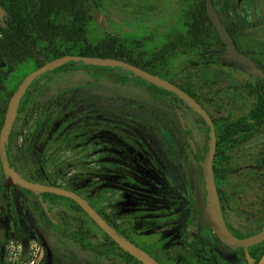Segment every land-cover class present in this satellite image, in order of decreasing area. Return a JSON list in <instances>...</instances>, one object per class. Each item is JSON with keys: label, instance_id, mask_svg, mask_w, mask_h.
Returning a JSON list of instances; mask_svg holds the SVG:
<instances>
[{"label": "rangeland", "instance_id": "obj_1", "mask_svg": "<svg viewBox=\"0 0 264 264\" xmlns=\"http://www.w3.org/2000/svg\"><path fill=\"white\" fill-rule=\"evenodd\" d=\"M94 1L96 4L89 7L92 18L85 26L86 37L92 43L111 41L125 47L135 59L143 55L144 60L183 32V10L189 3L188 0ZM217 1L223 21L238 30L243 51L264 63V0ZM96 13L103 16L106 26L94 18ZM66 23L65 18L56 21L57 25ZM35 45L37 58L44 62L53 59L45 44ZM67 47L72 49L70 45ZM182 50L167 52L159 64L163 68H144L190 91L214 119L252 116L257 101L249 88L258 76L250 68L227 58L226 49L218 44L184 53ZM37 66L36 60L5 65L0 61V73L8 85L6 90L15 92L20 80ZM122 72L133 76L125 70ZM42 82L48 88L19 113L13 127L11 153L22 170L16 172L47 170L63 186L77 190L102 208L117 210V218L130 229L137 226L153 234L136 239L139 246L149 250L144 238L156 239L157 234H163L167 242L152 247L153 253L161 259H173L174 255L178 262L183 261L179 246L186 240L189 229L202 227L195 212L186 224L179 221L182 211L196 208L194 179L199 178L202 185L199 161L205 154L210 129L199 114L175 94L155 100L136 89H115L116 84L111 81L94 79L88 74L68 79L52 73ZM6 101L0 92V109ZM177 108L184 117L185 130L176 118ZM145 111L153 114V121L143 116ZM247 128L240 129L233 140L235 145L221 154L216 182L229 221L243 231H252L264 219V127L254 134H249ZM189 139L197 144L196 158L192 157ZM180 146L184 148L183 156L173 161L171 149ZM185 162L186 168L182 167ZM178 172L190 182L180 187V194H172L157 179L160 174L170 177ZM3 179L0 162V182ZM126 181L137 182L143 190L141 214H125L120 210L122 184ZM0 198L7 206L3 190ZM13 198L21 215L23 204L16 194ZM184 205H187L185 209L175 212ZM26 207L34 219L40 217V210L33 203ZM56 214L63 225L82 228L87 238L97 244L103 241V233L82 212L58 209ZM42 225L59 244L55 249V264H123L98 258L91 248L61 236L59 225L47 222ZM166 226L176 232L165 230ZM6 228L7 232L0 236V264H46L40 238L33 236L26 241L12 225ZM170 236L173 237L169 241ZM88 239L84 244L87 245Z\"/></svg>", "mask_w": 264, "mask_h": 264}, {"label": "flooded vegetation", "instance_id": "obj_2", "mask_svg": "<svg viewBox=\"0 0 264 264\" xmlns=\"http://www.w3.org/2000/svg\"><path fill=\"white\" fill-rule=\"evenodd\" d=\"M26 2H27V4L29 6L33 7L32 3H31V0H0L1 5L4 7V9L6 11V14L4 16V20L0 19V24L5 25V26H10V24L14 25L16 23L19 24V20H17V17L14 14H16L17 10L20 12L22 10L21 7H23V5ZM18 3H20V4H18ZM241 51H243V48H242ZM225 56H226V54H225ZM54 58H56V57H53V59ZM254 60L256 61V59H254ZM0 61H1V63H3V65H5L6 62H9V61L3 60L1 58H0ZM86 65H88V64H86ZM257 65H258L259 68H261V66H259L258 63H257ZM38 67L39 66H37L36 68H38ZM245 67H247V66H245ZM124 69H125V71L130 72L133 76H135L137 78V79H134L133 76H130L135 81L136 80H140V81H143V82H146V83H150V82H147L146 80L136 76L132 71H130V70L126 69V68H124ZM261 69L263 70V68H261ZM55 70L53 72H51L50 74L57 73V72H55ZM50 74H48V75H50ZM254 74H256V73H254ZM48 75H45L42 78H45ZM256 75L258 77L261 76V75H264V70H263V74H256ZM0 78L6 79L2 73H0ZM42 78H40V79H42ZM38 81L34 84L33 87H31L29 89L34 88L37 85ZM20 82H21V80H20ZM3 84L5 86V92L4 93H6V92L8 93V91L6 90L7 89L6 87L8 85L6 84L5 81H3ZM150 84H153V83H150ZM121 87L136 89L139 92H141V94L147 96V98H152V99L158 100V98H154L151 95L146 94L143 90H141L137 86H134V85H122V84L114 85L115 89H118V88L120 89ZM251 87H253V86H251ZM46 89H44V91ZM182 89H184V88H182ZM27 91L24 93V95L21 98V108H20L17 116L19 115L20 112H22L21 109H22V105H23V99L26 96ZM44 91L40 92L38 94V97ZM166 91H168V90H166ZM185 91L187 92V90H185ZM168 92H170V91H168ZM249 92H250V88H249ZM14 93L15 92H13L12 95ZM170 94L174 95L175 93L170 92ZM251 95L256 99V97L252 93H251ZM11 96H10V98H11ZM10 98H9V101H10ZM180 100L185 102L182 99H180ZM9 101H8V103H9ZM185 103L187 104V102H185ZM187 105H188L189 108L194 110L189 104H187ZM7 107H8V104H7ZM7 107H6V110H7ZM202 107L205 108L203 105H202ZM177 109H179V108H177ZM177 109H175V115H176V110ZM206 111H207V109H206ZM180 112H181V110H180ZM196 113H198V112H196ZM208 114H209V112H208ZM181 115H182V113H181ZM5 116H6V112H5ZM143 116H145L150 121L154 120L153 114L151 112H149V111H145L143 113ZM199 116H200L201 120L203 122H205L206 125L208 126V128L210 129V127H209L208 123L206 122V120L203 117H201L200 114H199ZM182 117H183V115H182ZM210 117L214 121V118L211 115H210ZM176 118H177V115H176ZM4 120H5V117H4ZM4 120H3V124H4ZM177 120H178V118H177ZM183 120H184V117H183ZM15 121H16V119H15ZM184 122H185V120H184ZM14 124H15V122H14ZM179 124H180V121H179ZM214 124H215V122H214ZM13 127H14V125H13ZM180 127H181V125H180ZM181 128L183 130H185L186 129V124H185L184 128L183 127H181ZM215 128H216V125H215ZM243 128H245V127L244 126L240 127V128H238V130L243 129ZM0 131H1V129H0ZM12 131H13V128H12ZM12 131H11V134H12ZM11 134H10L9 142H8V150H9L10 140H12L11 139ZM216 134H217V147H216V153H215V158H214V178H215V183H216V186H217V182H216V179H217V165H216V162H215L216 156H217V151H218V138H219L218 137V133H217V128H216ZM251 134H252V132H251ZM210 139H211V129H210ZM210 139H209V141H210ZM209 141H208L207 148H204L205 154L201 155L202 159L199 161L200 171H201V174L203 176L202 177V185L200 183L199 178L194 179V184H195V187H196V208H195V210H193V208L191 207L190 209H188V210H186L184 212L182 211L183 215L179 218V221L181 223L186 224L189 221V219L193 216V214L195 212L197 214L198 218L202 221V225H201L202 227H201L200 230H198V229H189L190 232H189V234L186 235V240H184V243L179 246V248H180L179 252L181 253V255H183V259H184L183 261H179V262H178L179 258H177V259L174 258V255L172 257L173 259H161L159 256H157L156 254L153 253L152 247H157V246L159 247V246H162L163 244H165V243H163V241L166 240L165 239L166 237L163 234H162V236L157 234L156 237H155L156 239L144 238L145 239V245L147 246V249H149V250H146V249L142 248L141 246L138 245L136 239L143 238L145 235L150 237L153 234L149 235V234L143 232L142 230H140L137 226H136L135 230L130 229L128 227V225L126 224V222H123V220H119L117 218L118 214H115V212L117 210H113L110 207L109 208H102L101 206H98L97 204H95L91 200L87 199L84 195H82L77 190L63 186L60 182H58L57 179L56 180H45L44 177L48 173L47 170L41 169L39 171L27 172V174L26 173L25 174L24 173H20L19 175H21L22 177H24V178H26L28 180H31V181H35V182H39V183H43V184H47V185L59 186V187L71 190V191L75 192L76 194L80 195L85 200H87L88 203L109 223V225L111 226V228L114 231H116L117 233L123 235L124 237L129 239L131 242H133L137 246H139L142 249H144L145 251H147L149 254H151L161 264H259L260 259L264 255V251H263L260 259L256 260V258H255L256 250H255L254 246L257 245V244H262L261 248L264 247V240L260 241L257 244L250 245L248 247V251H249L250 257L253 259V261L250 262L249 259L246 256V254H245V250H244L243 246L232 248V247L224 244L220 240V238L217 236V234L214 232L212 226L202 216V213H201L202 207L200 205V199H199V194H198V185L200 187V191H201V195H202L203 206L205 208H207L208 207V191H207V187H206L205 173H204L203 166L201 165V162L205 159V157L207 155V152H208V149H209ZM188 145L192 149V154H193L192 157L196 158L197 157L196 155L198 153V148H197L196 142H193V140L189 139L188 140ZM12 148H13V144H12ZM183 151H184V148L182 146H180L179 148H172L171 149V153H172L171 156H172L173 161H178L183 156V153H184ZM11 152H12V149H11V151L9 150V156H10V159H11V162H12V166H13V161L16 162V167L13 166L14 170L15 171H19V172L22 171L20 169L17 161L12 157V153ZM0 162H1V160H0ZM1 167H2V163H1ZM182 167L186 168L187 167V162H185V164H183ZM2 171H3V167H2ZM33 174L39 175L40 179H35ZM3 178H4L3 181L0 182V194H1L2 190L5 192L6 198H7V206L0 198V236H3L4 233L7 232V228L6 227H8V225H12L14 231L16 233H18L26 241H28L33 236L40 238V240L42 241V243L44 245V249H45V253H46V264H48V250H47V247L45 246L41 236L38 234L37 230L33 227V224H32L33 222L35 224L39 225L41 229H43L45 235L47 236V238L50 240V242L52 244V247H53V264H55V249H56V247L59 244H57V242L53 238H51L49 236V234L47 233L46 229L42 225V222H47L50 225H55V224L59 225V227H60L59 231H60L61 236H66V238H68V239H71V240H74V241H77V242L81 243L82 246H87L88 248H91V250L96 254V256L98 258L105 259V260L109 259V260H112V261L113 260H117L118 262L123 263V264H145L142 260L138 259L134 255L133 256L135 257V260H131V262L128 261V259H130V258H129L127 253H129V254H131V253L128 252L127 250H125L108 232H106L94 220V218L72 197H69V196H66V195H63V194L50 192V191H42L41 192V196H39L38 193H36L35 191H33L31 189H28L26 187H22V193H20L17 189L8 188L5 185L4 171H3ZM157 180L163 186L167 187L169 189V192H171L172 194H175V193H179L180 194L181 193L180 187L181 186L186 187L189 184V182H190L188 177L187 178L180 177L179 172H178V174H171L170 177L169 176H165L163 174H160L158 176ZM122 187L124 189L122 190V192H123L122 199L119 200L121 202L120 210H122L125 214H128V213L129 214L135 213L136 215L141 214L142 211H143V197H144L142 188L140 186H138V183L135 182V181H126V182H124L122 184ZM217 189H218L219 197H220L221 210L224 213L225 218L227 220V223L229 224V226H230V228H231V230L233 231L234 234H236L240 238H245V237H248L250 235L256 234L259 231H261V229H262V227L264 225V219L262 220V223H261L260 227L255 229V230H252V231H243L240 228L235 227L229 221L228 214H227V207H226V204L223 201V196H222V193H221L220 189L218 188V186H217ZM203 190H204V193H203ZM45 193H52V194H56L58 196H63V197H66V198H69V199L73 200V202H71L69 200L62 199L60 197L46 199L43 196ZM13 194H16L18 196L19 201H21L22 204H23V208H22L23 209L22 210L23 213L21 215H19L17 213V211H16L17 207H16V204H15V200L13 198ZM43 201L45 202V204L47 206V209H45ZM30 203H33L40 210V217H37V218L34 219L31 216L29 209L26 207ZM180 205L182 206V204H180ZM181 206L176 208V211H175L176 213H178V211L180 209H182V208L185 209V206H187V205H184L183 207H181ZM58 209H64V210H66V211H68L70 213L82 212L87 218L90 219L91 223L98 230H100L103 233V241H101V242H99L97 244L96 242H93V240H90V239L87 238L88 234L86 232H84V230L82 228H76L75 229V228H69L68 226L63 225L61 223L60 219L58 218L57 214H56V211ZM164 229L165 230L170 229V231L172 233L176 232V230H174L173 228H169V226H166ZM173 235L176 238L180 237L179 234H173ZM172 237L173 236L169 237V241L171 240ZM86 239H88L87 240L88 241L87 245L84 244V241H86ZM165 242H167V240ZM102 249L103 250H108V254H103V255L98 254V251L99 250L101 251Z\"/></svg>", "mask_w": 264, "mask_h": 264}, {"label": "trees", "instance_id": "obj_3", "mask_svg": "<svg viewBox=\"0 0 264 264\" xmlns=\"http://www.w3.org/2000/svg\"><path fill=\"white\" fill-rule=\"evenodd\" d=\"M188 1V5L183 10V32L173 40L168 41L161 51L152 54L151 58L144 60L142 59L143 55L135 59L129 50L111 41L104 40L102 42L92 43L86 37L85 26L92 18L89 7L92 4H96L94 0H31L33 7L29 6L26 2L23 7H21L22 10L20 12L17 10L16 14H14L17 20H19V24H10V26L0 24V58L17 63L36 60L37 65L40 66L44 61L37 58L35 53V44L40 42L46 45L48 55L53 57L74 54L72 51H77L76 54L80 55L125 59L142 68L146 66L163 68L164 65H159L162 62L161 59H163L167 52L177 50L178 48H183V53L185 50L207 48L215 44L225 48V44L222 42L216 27L207 15L206 0ZM213 2L220 14L218 1L213 0ZM61 18L67 20L64 26L56 24V21ZM223 22L225 23V21ZM225 25L233 36L237 47L242 50L238 30L234 26L227 25L226 23ZM68 45H70L72 49L69 50V47H67ZM256 61L264 70V63L257 59ZM124 70L125 69L121 67L86 65L80 61H71L60 66L55 72L68 79L72 76L88 74L94 79H107L114 84L134 85L139 87L146 94L158 99H161L164 94H170V92L153 84L140 80L135 81L127 73L122 72ZM43 79L44 78L40 79L34 88L27 91L23 99L21 111L31 106L38 97V94L48 87L47 84L42 82ZM3 81H5V79L0 78V92L5 95L7 101H9L13 92L4 93L5 86ZM187 92L192 95L190 91ZM250 92L257 100L256 106L252 109V116H244L238 120L226 118L214 119L219 137L218 151L215 160L216 165L221 161V154L227 153L229 146L235 145L236 141L233 140L239 131L238 128L248 126L247 131L249 134H251V132L253 134L258 129L264 127V75L258 77L253 87H250ZM7 101L0 109L2 115L0 129L3 125L8 104ZM12 142L13 141L10 140V151L12 149ZM13 166L16 167V162L14 161ZM33 176L35 179H40L39 175L33 174ZM44 178L45 180H56L49 172ZM43 196L46 199L60 197L73 202V200L69 198L52 193H45ZM261 245L262 244H257L254 246L256 250V260L260 259L264 251V247L261 248ZM98 254H108V250H99ZM127 254L130 258L128 261L131 262V260H135L133 255Z\"/></svg>", "mask_w": 264, "mask_h": 264}, {"label": "water", "instance_id": "obj_4", "mask_svg": "<svg viewBox=\"0 0 264 264\" xmlns=\"http://www.w3.org/2000/svg\"><path fill=\"white\" fill-rule=\"evenodd\" d=\"M206 10L207 15L217 29V32L225 44L226 57L233 59L234 61L249 67L256 74H263V70L258 67L257 62L249 56L247 53L241 51L236 42L227 29V26L223 22L220 14L218 13L213 0H206ZM6 11L0 3V19L4 20ZM94 18L102 25H106V21L100 13H96ZM71 61H81L88 65L96 66H109V67H122L132 71L136 76L146 80L147 82L153 83L154 85L175 93L180 99L184 100L189 104L196 112H198L201 117H203L208 123L211 129V139L209 141V149L205 159L201 162L205 173L206 187L208 191V207L205 208L202 203V195L200 187L198 185V194L200 199V205L202 207L201 213L204 219L212 226L214 232L220 238V240L232 247L236 248L243 246L245 254L250 262L253 259L250 257L248 247L254 245L264 240V225L256 234L250 235L245 238H240L233 233L224 213L221 210L219 192L215 183L214 178V158L217 147V134L214 121L208 114L205 108L188 92L179 87L172 81L154 73L148 71L136 64L126 61L125 59L115 58V57H102V56H87L80 54H65L58 56L50 61L45 62L35 70L27 74L19 83L17 90L11 96L6 110V116L4 124L0 131V160L2 163L4 175H5V185L8 188H15L20 193H22V187H26L35 191L41 196L42 191H50L58 194H63L75 199L93 218L94 220L106 231L108 232L125 250L130 252L132 255L142 260L145 264H161L159 263L151 254L137 246L129 239L123 235L114 231L109 223L80 195L75 192L53 185H47L35 181L28 180L21 175H19L13 168L12 162L9 156L8 142L9 137L17 117V114L21 108V98L24 93L43 76L50 74L58 67L71 62ZM176 115L180 121L181 127H185V122L181 115L179 109L176 110ZM45 209L47 206L43 201ZM33 227L37 230L38 234L41 236L45 246L48 250V264H53V247L50 240L45 235L43 229L39 225L32 223ZM259 264H264V255L260 259Z\"/></svg>", "mask_w": 264, "mask_h": 264}]
</instances>
